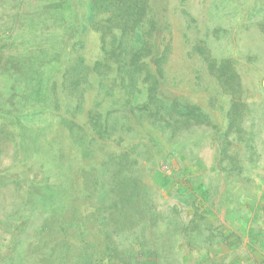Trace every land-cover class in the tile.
<instances>
[{
	"label": "trees",
	"instance_id": "obj_1",
	"mask_svg": "<svg viewBox=\"0 0 264 264\" xmlns=\"http://www.w3.org/2000/svg\"><path fill=\"white\" fill-rule=\"evenodd\" d=\"M78 3L56 0L55 7L74 11L75 21ZM90 6L92 30L100 40L99 60L86 64L70 50L52 77L47 75L48 62H30L20 68L24 72L17 71L18 77L23 75L21 85L18 78L14 84L0 80V163L7 148L12 151L11 165L0 170V204L9 198L12 206L0 216L1 231L7 235L0 246L8 251L0 264H145L139 258H145L144 249L164 219V206L171 214L167 224L173 227L165 224L166 234L181 227L191 240L208 214L224 208L225 218L229 216L230 187L258 165L255 141L245 123L247 105L238 101L230 60L204 54L202 63L215 80V99L230 100L226 129L221 133L216 127L212 135V164L206 167L196 152L175 141L171 156L182 162L168 167L157 185L150 183L159 173L144 166L149 148L128 136L131 121H148L163 135L184 129L193 148L201 145L200 129L209 125V114L202 106L182 104L174 93L179 78L168 67L170 49L163 34L167 0H91ZM194 49L198 54L204 48ZM142 90L144 100L134 103ZM92 93L95 100L80 124L77 114L84 110L85 94ZM106 100L116 108L104 110L101 103ZM33 106L46 117L44 123L26 121ZM51 115L58 120L54 135ZM123 135L128 142L124 146ZM102 149L107 153L96 161L95 152ZM73 153L87 164V171L79 170L85 174L76 178L79 185L72 180ZM39 157L47 166L43 179L23 184L21 172L13 173L10 167ZM173 196L191 214L183 218L177 205L170 206L168 198ZM216 233L219 243H225L223 232ZM42 248L45 253H40ZM147 254L154 259L150 264H158L156 252Z\"/></svg>",
	"mask_w": 264,
	"mask_h": 264
},
{
	"label": "rangeland",
	"instance_id": "obj_2",
	"mask_svg": "<svg viewBox=\"0 0 264 264\" xmlns=\"http://www.w3.org/2000/svg\"><path fill=\"white\" fill-rule=\"evenodd\" d=\"M55 1L0 0V80L3 83L14 84L18 78V84L21 85L20 80L23 81V79L20 78L23 75L18 77L20 72L17 71L24 72L20 68H25L30 62L36 66L48 62L51 69L47 75L52 77L63 65L70 50H72L71 56L82 57L89 65L101 58L99 35L92 30L91 26L93 20L91 0H79L78 6L74 9L75 21L72 19L74 11L55 7ZM164 22L165 43L170 49L168 67H171L172 75L174 73L179 78V84L174 93L179 96L182 104L202 106L209 114L210 123L205 130L200 129L203 134L201 145L193 148L189 140L192 139L189 132L182 129L171 136L170 132L165 130L163 135L148 121H131L132 131L127 134L130 138H135L134 143L137 145L143 144L149 148L148 160L145 159L142 162L145 163V167H154L159 173L150 181L153 185L159 183L173 163L175 166L176 163L182 162L180 157L178 163L171 156L175 141L178 143L181 141L187 149H192L203 159L205 166L210 167L212 164V135L216 133V127L221 133L226 129L227 121L224 113L228 109L230 100L228 98L227 101L226 98L225 103L223 100L215 99L214 96H217L215 80L208 73L207 66L202 63V57L208 54L209 58L218 61L230 60L240 90L238 101L247 105L244 110L245 123L250 138L255 141L254 153L259 158V162L256 168L249 173H243L236 180L232 178L235 183L230 187L229 216L226 215L227 218H224V208L216 212L217 216L229 227L242 216L245 217V214L251 213L252 207L257 209L260 205L264 206V0H167ZM196 45L204 48L202 53H194L196 49L193 50V47ZM144 96L145 91L142 90L141 95L137 96L133 102H142ZM94 100L93 93L85 94L84 110L77 114L76 122L82 124L86 121L85 114L92 107ZM110 102L106 100L101 103L102 108L104 110L116 108ZM220 106H222L221 109ZM38 112V107L33 106L26 121L44 123L46 117ZM57 121L51 115V135L55 134L54 131L56 132ZM123 125L124 122L121 123V126ZM126 137L127 135H123V146L128 143L125 140ZM144 150L145 148L142 151ZM11 153V148L8 147L0 163L2 173L6 171L8 165H11ZM105 153H107L105 149L95 152V160H99ZM70 161L74 173L72 180L79 185L76 178L85 177V174H81L79 170L84 168L87 171V164L80 161L78 155L74 153L71 154ZM26 163L23 166L18 161V164H14L10 169L13 173L21 172L23 184L33 178L36 182L42 180L43 172L47 167L43 159L39 157ZM145 180L148 181L146 178ZM9 187L13 189V183H10ZM78 192L79 195H83L84 191L79 188ZM6 200L4 204H0V216L6 209L8 211L12 209L9 204L11 200L9 198ZM167 203L170 206L177 205V210L179 209V214L183 218L191 214L177 202L174 196L169 197ZM80 206L83 210H89L87 206ZM163 209L164 219L160 220V224L156 226L157 228L151 235L148 248L144 249L145 258L140 257L139 259L145 264H150L154 259L147 254V251H151L158 254V259L155 260L158 264H207L213 249L207 252L208 246L206 245L211 243L209 246H215L216 252L222 245L216 233L220 221H215L213 216L206 217L204 224L200 223L202 230L190 240L181 227L172 234H166L165 224L171 220V214L168 211L169 208L164 206ZM182 210L184 212L181 214ZM167 226L173 229L170 224ZM208 237L211 241L206 244L208 242H205V239ZM6 239L7 235L2 233L0 227V241ZM189 246L192 249H189ZM204 246L206 248H203ZM7 252L6 248L0 246V261L4 259ZM40 253H45L44 248L40 249ZM34 255V257L37 256ZM257 259L259 264H263V261ZM216 264L225 263L223 261Z\"/></svg>",
	"mask_w": 264,
	"mask_h": 264
},
{
	"label": "crops",
	"instance_id": "obj_3",
	"mask_svg": "<svg viewBox=\"0 0 264 264\" xmlns=\"http://www.w3.org/2000/svg\"><path fill=\"white\" fill-rule=\"evenodd\" d=\"M250 211V214H245V217L242 216L229 227L216 213L207 215V217L213 216L215 221H220L218 230L223 232L226 237V242L221 243L217 252L215 246H208L206 251L209 252L213 249V252L209 253L207 264L222 263L223 261L225 264H259L257 258L264 264V209L259 211L252 207ZM256 245L258 246L256 247Z\"/></svg>",
	"mask_w": 264,
	"mask_h": 264
}]
</instances>
